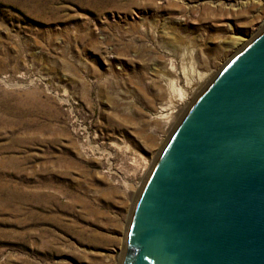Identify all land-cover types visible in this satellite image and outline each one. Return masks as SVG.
<instances>
[{
	"label": "rangeland",
	"instance_id": "374dc122",
	"mask_svg": "<svg viewBox=\"0 0 264 264\" xmlns=\"http://www.w3.org/2000/svg\"><path fill=\"white\" fill-rule=\"evenodd\" d=\"M263 28L264 0H0V264H120L196 73Z\"/></svg>",
	"mask_w": 264,
	"mask_h": 264
},
{
	"label": "water",
	"instance_id": "95a60500",
	"mask_svg": "<svg viewBox=\"0 0 264 264\" xmlns=\"http://www.w3.org/2000/svg\"><path fill=\"white\" fill-rule=\"evenodd\" d=\"M120 264H264V28L177 121L132 207Z\"/></svg>",
	"mask_w": 264,
	"mask_h": 264
},
{
	"label": "bare ground",
	"instance_id": "6f19581e",
	"mask_svg": "<svg viewBox=\"0 0 264 264\" xmlns=\"http://www.w3.org/2000/svg\"><path fill=\"white\" fill-rule=\"evenodd\" d=\"M262 26V25H261ZM254 35V34H253ZM106 38V37H105ZM253 38V37H252ZM252 38H250V39H246V38H242V37H237V38H233L227 45H226V48L227 49H230V50H232V49H237V50H240L242 47H244ZM103 44V43H102ZM183 68V67H182ZM206 72V71H205ZM205 72H197L196 73V75H197V78H195V79H197V80H195V81H197V82H199V81H203V79L205 78V82L204 83H206V82H208L209 80H211L212 79V77L214 76V75H211V76H209L210 74H208V73H205ZM209 77V78H208ZM191 80V79H190ZM188 81V80H187ZM210 82V81H209ZM208 82V83H209ZM171 83V82H170ZM201 83V82H200ZM173 84V83H172ZM175 85L173 84V86L170 84V88L171 89H173V90H175V91H177L176 92V94L178 93L179 94V99H181V100H183V96H184V93L182 92V90H179V89H177V88H175L174 87ZM169 90V89H168ZM174 91V92H175ZM185 97H187L186 95H185ZM185 99V98H184ZM184 101V100H183ZM170 103V102H169ZM172 103V102H171ZM180 103V102H179ZM191 104V103H190ZM189 104V105H190ZM188 105V106H189ZM171 105H168V108H172V107H170ZM167 107V106H166ZM188 108V107H187ZM163 114V113H162ZM165 118H167V116L165 117ZM162 120H164V119H162ZM174 120V119H173ZM168 120H164L163 121V123H164V125L166 126L167 124H168ZM175 128V127H174ZM174 130V129H173ZM164 147V146H163ZM155 162V160L152 162V164L148 167V164L146 163V165H145V167H144V170L146 171V174H145V176H144V178L142 179V183H143V181L145 180V178H146V176H147V174H148V172L150 171V168L152 167V165H153V163ZM136 171V170H135ZM137 178V177H136ZM128 187V186H127ZM129 189V188H128ZM139 191H140V189L138 190V192L135 194V196L134 197H137L138 196V194H139ZM137 199V198H136ZM84 207V206H83Z\"/></svg>",
	"mask_w": 264,
	"mask_h": 264
}]
</instances>
